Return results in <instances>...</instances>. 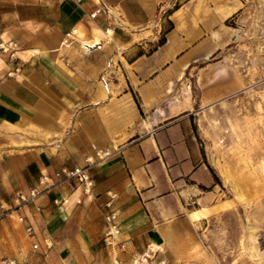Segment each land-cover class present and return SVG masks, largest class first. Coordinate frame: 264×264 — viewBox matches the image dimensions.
I'll list each match as a JSON object with an SVG mask.
<instances>
[{
	"label": "crops",
	"instance_id": "crops-1",
	"mask_svg": "<svg viewBox=\"0 0 264 264\" xmlns=\"http://www.w3.org/2000/svg\"><path fill=\"white\" fill-rule=\"evenodd\" d=\"M167 1L0 0V264H130L150 249L166 264H203L194 223L206 217L194 212L217 206L218 184L191 113L161 104L160 71L184 65L185 39L174 31L147 51L182 13L160 16L151 37L124 32L155 24ZM86 159L89 193L70 181L16 207L41 175Z\"/></svg>",
	"mask_w": 264,
	"mask_h": 264
},
{
	"label": "rangeland",
	"instance_id": "rangeland-1",
	"mask_svg": "<svg viewBox=\"0 0 264 264\" xmlns=\"http://www.w3.org/2000/svg\"><path fill=\"white\" fill-rule=\"evenodd\" d=\"M184 4L169 0L155 24L124 32L151 37L160 16L181 11V23L165 22L147 51L174 31L185 39L177 56L184 65L160 71L161 104L191 113L217 178V206L194 212L195 220L206 217L194 223L197 257L203 264H264V0Z\"/></svg>",
	"mask_w": 264,
	"mask_h": 264
},
{
	"label": "built area",
	"instance_id": "built-area-1",
	"mask_svg": "<svg viewBox=\"0 0 264 264\" xmlns=\"http://www.w3.org/2000/svg\"><path fill=\"white\" fill-rule=\"evenodd\" d=\"M102 12V9H97L90 15V18H95L96 15ZM73 36H75V32L73 30L66 33L62 40V45L69 46L71 44V41H73ZM8 49V45H5L4 43H0V51L5 52ZM109 156L108 151L104 152H97L96 157L98 160H101L103 158H106ZM92 164V161L90 159L85 160V166L83 167H73L70 169L63 168L59 171L55 172L53 174V177H49L48 175H41V178L38 182V187L29 190L27 194L18 193L14 198V203L16 204V207H19L20 205L27 204L34 199H36L40 194L48 192L52 187L55 185H59L62 183H67L70 181H74L78 184L79 187H82L84 193H89L91 187H92V181L88 175V168ZM63 201H57L54 200V204H62ZM108 206V204L106 205ZM0 209H4L3 205H0ZM8 211L12 210V207L10 209H7ZM6 210V211H7ZM106 221L109 223L113 220V214H108L105 216ZM19 221L24 225V230L30 237L33 236V228L32 225L29 223V221L23 217H19ZM111 231L114 233L115 226L112 225L108 231V234L111 235ZM33 249H37V245H33ZM154 252L153 250H149L148 252H145L141 255L135 256L130 264H166L164 261H156L154 260Z\"/></svg>",
	"mask_w": 264,
	"mask_h": 264
},
{
	"label": "trees",
	"instance_id": "trees-1",
	"mask_svg": "<svg viewBox=\"0 0 264 264\" xmlns=\"http://www.w3.org/2000/svg\"><path fill=\"white\" fill-rule=\"evenodd\" d=\"M161 45V44H160ZM162 45H163V43H162ZM208 169H209V171H210V173L213 175V177H214V180L215 181H217V178H216V176L214 175V173L212 172V170L210 169V167L208 166Z\"/></svg>",
	"mask_w": 264,
	"mask_h": 264
},
{
	"label": "bare ground",
	"instance_id": "bare-ground-1",
	"mask_svg": "<svg viewBox=\"0 0 264 264\" xmlns=\"http://www.w3.org/2000/svg\"><path fill=\"white\" fill-rule=\"evenodd\" d=\"M223 169V168H222Z\"/></svg>",
	"mask_w": 264,
	"mask_h": 264
}]
</instances>
